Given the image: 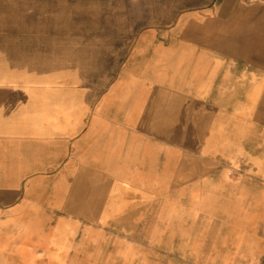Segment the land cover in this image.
Listing matches in <instances>:
<instances>
[{
	"label": "crops",
	"instance_id": "crops-1",
	"mask_svg": "<svg viewBox=\"0 0 264 264\" xmlns=\"http://www.w3.org/2000/svg\"><path fill=\"white\" fill-rule=\"evenodd\" d=\"M0 264H264V0H0Z\"/></svg>",
	"mask_w": 264,
	"mask_h": 264
},
{
	"label": "rangeland",
	"instance_id": "rangeland-1",
	"mask_svg": "<svg viewBox=\"0 0 264 264\" xmlns=\"http://www.w3.org/2000/svg\"><path fill=\"white\" fill-rule=\"evenodd\" d=\"M81 2L82 0H78ZM68 11H74V14H66L65 17L69 20V27H74V39H59V47L58 52L62 55L63 50L65 49V52L67 50V47L73 46L75 49L82 47L84 44L89 45L90 43V36L89 33L92 34L94 31H96L97 24L94 22V18L98 15V7L89 6L87 7V10L89 13L86 14V17H84L83 8L81 6L76 7H66L64 8ZM65 20V19H64ZM73 21V25H71V22ZM65 24V22H64ZM72 32H69V34ZM86 33V36L84 35ZM69 45V46H68ZM75 57H77V51L75 50ZM72 56V53L70 54ZM179 114H170V121L172 124H177L180 121H178L177 116ZM183 128H186L185 125H182ZM188 130L186 133H184L181 137L187 138V140L193 141V137L191 134H188ZM176 215H156L155 216V235L156 238H162L164 234L167 236L177 233V230H172L176 228L177 226L172 225L173 222H177ZM170 223V224H169ZM123 233V232H122ZM140 237L145 238L146 237V231L140 232ZM108 239L111 238L112 240L116 239L118 236L121 235L120 231H108Z\"/></svg>",
	"mask_w": 264,
	"mask_h": 264
}]
</instances>
